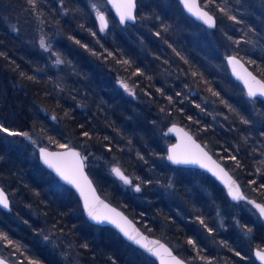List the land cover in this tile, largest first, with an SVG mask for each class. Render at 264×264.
Wrapping results in <instances>:
<instances>
[{
	"label": "trees",
	"instance_id": "1",
	"mask_svg": "<svg viewBox=\"0 0 264 264\" xmlns=\"http://www.w3.org/2000/svg\"><path fill=\"white\" fill-rule=\"evenodd\" d=\"M237 1L200 0L214 28L178 0H139L136 22L125 25L107 5L101 31L88 0H0V129H8L0 130V184L11 200L9 211L0 208L3 257L157 264L112 227L91 223L74 190L41 164L40 146L66 145L80 149L105 198L191 264H252L264 222L206 172L168 163L162 132L184 124L264 202V99L249 97L226 63L237 54L264 79V40L252 34L260 27L252 6L244 15ZM116 165L131 183L111 175Z\"/></svg>",
	"mask_w": 264,
	"mask_h": 264
},
{
	"label": "water",
	"instance_id": "2",
	"mask_svg": "<svg viewBox=\"0 0 264 264\" xmlns=\"http://www.w3.org/2000/svg\"><path fill=\"white\" fill-rule=\"evenodd\" d=\"M105 1L121 25H125L126 23L136 22L137 20L136 12H137L139 0H134L135 8L133 9V15L135 16V19L126 20L124 23L120 22V13L116 7L117 4L121 3V0H105ZM178 1L180 5L182 6L183 10L185 11V13L189 15L190 17H192L195 21L209 28L216 27L217 25L216 15L212 13L209 9L204 7L201 4L200 0H195V4L199 6L200 11L207 12L208 15L212 16L214 20L213 26H209L207 23L204 22L203 19L198 18V16L194 14L195 9L190 12L188 8L185 7L182 0H178ZM190 2H192V0H190ZM99 14H102L105 20L107 21V27H105L104 29H108L109 20H108L107 14L105 13V11H99ZM232 57H235L239 61V65L234 66L232 63L229 62L230 58ZM226 63H227L229 72L231 74V77L243 86L247 94H248V85L245 83V80L241 78V77H246V72L251 73L252 76L256 78V80L264 82V79L260 77L258 74H256L246 64V62L237 54L232 53V54L227 55ZM250 83L252 82L250 81ZM253 87H257V86L253 84ZM255 97L264 99V96H260L259 94H257V96ZM164 135L171 136L174 139L167 146L166 160L168 161V163H170L173 166L192 167V168H198V169L205 171L210 176H212L214 179H216L223 187H225L230 200L234 202L244 201V202L249 203L255 209L256 213L259 215V217L264 222V215H261L259 209L255 206L256 204L264 205V202L257 200L254 197L248 196L243 190L240 182L228 170L226 165L222 163L208 149V147L200 139L196 137V135L190 129H188L182 123L172 122L167 125L166 129L164 130ZM188 137H191V140H189ZM196 145H199V149H197ZM41 149H45L48 153L57 154V157H59V159H57L56 162L69 175H71L73 168L76 166L78 162L82 164L83 175L82 177L77 176V180H78V183L80 184V187L78 188L77 185L74 183H69L68 180H65L54 168L49 167V165L44 162V158L42 157L41 151H40ZM70 151H75L79 153V158H74L70 155H67V153H69ZM203 153H207V156L205 157ZM173 154H175L178 158L196 159L198 162L196 163H174L172 160L168 159L169 155H173ZM38 156H39V161L45 168L50 170L59 179L60 182H62L63 184L69 186L71 189L74 190V192L76 193V195L78 196L81 202V206H82V209L84 211L86 218L91 223L96 224V225H101V226L112 227L121 235V237L125 241L131 243L132 245H134L135 247L139 248L140 250L145 252L147 255L152 257L157 264H175V260L181 261V264H191L189 261L181 257L168 242H166L164 239L158 236L145 232L130 215H128L123 209H121L120 207H118L117 205L109 201L107 198H105L100 193L97 185L95 184L93 178L88 172L87 163L85 161V158L82 152L80 151L78 147L67 146L63 148H50L48 146H40L38 148ZM117 167L131 181V177L128 174H126L121 167L116 165L113 168H117ZM221 169L223 171H221ZM229 178H231V180H229ZM232 181L235 182L233 189L235 190L236 188H238L239 194L242 197H244L243 199H233V196L229 192V185ZM81 190H83V195L81 194ZM0 191H2L8 199V207L5 208L2 205H0V208H2L5 211H9L11 209V200H10V197L7 191L4 189V187L1 184H0ZM86 197H87L88 203L90 204V206H92L96 214L100 215L101 217L107 216L109 219H105L102 222H98L97 220L92 219L88 215V210L85 208V198ZM250 201H252L253 203H250ZM117 213H119L120 215L117 216L116 215ZM111 220H115L116 223H112ZM117 224H119L121 227L129 231L131 234L136 235L137 239L140 240V243L137 244L134 241L129 240L128 237L124 235V232L121 231V227H118ZM149 249H151L152 251H149ZM165 249H167L168 251L166 252ZM258 251L264 252V249L260 247H254L253 256L256 259V261H258L260 264H264V261L259 259V257L256 255ZM169 253L171 255H169ZM173 257L175 258V260L173 259ZM0 264H13V263L0 254ZM215 264H229V263L219 262Z\"/></svg>",
	"mask_w": 264,
	"mask_h": 264
},
{
	"label": "snow or ice",
	"instance_id": "3",
	"mask_svg": "<svg viewBox=\"0 0 264 264\" xmlns=\"http://www.w3.org/2000/svg\"><path fill=\"white\" fill-rule=\"evenodd\" d=\"M182 2L184 3L185 7L188 8V10L190 12L195 9L194 14H196L198 16V18L203 19L204 22L207 23L209 26L214 25V20H213L212 16L208 15L207 12L200 11L199 6L197 4H195V0H192V2H190V0H182ZM29 3H34V0H29ZM116 7L120 13V22L121 23H124L126 20H134L135 19V16L133 15V9L135 8L134 0H121V3L117 4ZM98 18H99L100 24H101L100 30L103 31L104 28L107 27V21L105 20L104 16L102 14H99V13H98ZM230 18L235 19V17H230ZM76 42L79 43V41H76ZM41 47H46L43 40H41ZM109 55H111V53H109ZM229 62L232 63L234 66L239 65V61L235 57L230 58ZM57 63L58 64L63 63V61L60 59H57ZM125 63H127V62H125ZM234 70H235V68H234ZM245 72H246V70H245ZM241 78L244 79L245 83L248 85V96L249 97H255V96H257V94H259L260 96H264V82L256 80V78L254 76H252L251 73H248V72H246V77H241ZM29 79H31V77H29ZM250 81L252 83H250ZM253 84H255L257 87H253ZM124 87L127 88V85H124ZM169 99H171V98H169ZM53 119H55V117H53ZM245 123H247V121H245ZM0 130L8 132V129H6V128L0 129ZM9 135H20V133H9ZM23 135L27 136L28 134L23 133ZM84 135L87 136L88 133L85 132ZM188 139L191 140V137H188ZM60 147L63 148V147H66V145H60ZM196 147H197V149H199V145H196ZM40 151H41L42 157L44 158V162L46 164H48L49 167L54 168L65 180H68L69 183H74L77 185L78 188L80 187V184L78 183V180H77V176L82 177V175H83L82 164H80L78 162L76 164V166L73 168L71 175H69L56 162V160L59 159V157H57V154L48 153L45 149H41ZM67 155H70L74 158H79V153H77L75 151H70L69 153H67ZM203 155L206 157L207 153H203ZM231 158L235 159V157H231ZM168 159L172 160L174 163H196V162H198L196 159L178 158L175 154L169 155ZM202 166H204V165H202ZM112 171L115 173V175H117L125 183H131V181L121 172V170L118 167L113 168ZM221 171H223V170L221 169ZM229 180H231V178H229ZM234 184H235V182L232 181L229 185L230 194L233 196V199H243L244 197H242L239 194L238 188H236L235 190L233 189ZM261 187H264V185H261ZM135 190L139 192L140 187L137 186ZM81 194L83 195V190H81ZM250 203H253V202L250 201ZM0 205H2L5 208L8 207V199L2 191H0ZM255 206L259 209L261 215H264V205L256 204ZM85 208L88 210V215L92 219L97 220L98 222H102L105 219H109L107 216L101 217L100 215L96 214L94 209L92 208V206H90V204L88 203L87 197L85 198ZM116 215L119 216L120 214L117 213ZM111 222L116 223L115 220H111ZM201 223H203V221H201ZM117 226L121 227L119 224H117ZM121 231L124 232V235L127 236L129 240H132L137 244L140 243V240L137 239L136 235L131 234L129 231H127L123 227H121ZM209 231H211V229H209ZM249 231H251V230L249 229ZM4 239H7V237L5 236ZM9 243H11V241H9ZM188 243L194 245L195 242L192 240H189ZM149 251H152V250L149 249ZM165 251L167 252L168 250L165 249ZM236 254L239 255L238 252ZM169 255H171V254L169 253ZM256 255L259 257V259L264 261V252L258 251L256 253ZM173 259L175 260L174 257H173ZM175 264H181V261L175 260Z\"/></svg>",
	"mask_w": 264,
	"mask_h": 264
},
{
	"label": "rangeland",
	"instance_id": "4",
	"mask_svg": "<svg viewBox=\"0 0 264 264\" xmlns=\"http://www.w3.org/2000/svg\"><path fill=\"white\" fill-rule=\"evenodd\" d=\"M88 3L91 6V8L93 9L94 15L97 18L98 23L100 24V20L98 18V13H99V11H105L106 14H107V10H106L107 3H106V1L105 0H88ZM237 3L239 5V7L244 11L243 12L244 15H245L246 12H248L247 9L244 10L245 6H252V8H253V10L251 9L253 11V14L252 15L256 17L255 18V20L257 21L256 23L260 26L258 28V31H254L252 34H254L255 36H257L259 39H263L264 40V8H263L264 6H263L261 0H238ZM242 6H244V8ZM100 27H101V24H100ZM193 94H195V92H193ZM250 102H252V104L255 103L254 100H252ZM165 129H166V127H165ZM164 130L162 131L163 132V135H164ZM7 136H9V134ZM13 137H15L18 142H22L20 135H13ZM26 139H27V141L29 143H32L33 141H35V137H31V136H27ZM173 140H174L173 138L169 137V142L166 145V151H167L168 144L171 143ZM42 146H44V145H42ZM113 167L114 166H111L110 167V173H111V175L113 177H115L117 180H119L121 183H124L125 184V182L123 180H121L117 175H115V173L112 171V168ZM244 208L251 215H253L255 213V209L249 203H247V202H244ZM199 264H202V263H199ZM252 264H260V263L258 261H256L255 258H253Z\"/></svg>",
	"mask_w": 264,
	"mask_h": 264
},
{
	"label": "bare ground",
	"instance_id": "5",
	"mask_svg": "<svg viewBox=\"0 0 264 264\" xmlns=\"http://www.w3.org/2000/svg\"><path fill=\"white\" fill-rule=\"evenodd\" d=\"M220 160V159H219ZM222 162V161H221ZM223 163V162H222ZM227 167V166H226ZM192 168V167H191ZM228 168V167H227ZM198 169V168H197ZM201 170V169H200ZM228 170L234 175V173L228 168ZM203 171V170H202ZM205 172V171H204ZM208 174V173H207ZM235 176V175H234ZM212 177V176H211ZM213 178V177H212ZM235 178L238 180V178L235 176ZM216 180V179H215ZM217 181V180H216ZM239 181V180H238ZM218 182V181H217ZM240 182V181H239ZM219 183V182H218ZM220 184V183H219ZM241 184V183H240ZM221 185V184H220ZM222 186V185H221ZM241 186H242V184H241ZM223 187V186H222ZM224 188V190H225V192H226V194H227V190L225 189V187H223ZM242 188H243V186H242ZM244 190V189H243ZM246 193V192H245ZM227 197H228V194H227ZM229 198V197H228ZM230 199V198H229ZM232 201V200H231ZM234 202V201H233ZM240 202H244V201H240ZM129 243V242H128ZM131 244V243H130ZM134 246V245H133ZM155 261V260H154ZM217 263H219V262H217ZM225 263H227V262H225Z\"/></svg>",
	"mask_w": 264,
	"mask_h": 264
},
{
	"label": "flooded vegetation",
	"instance_id": "6",
	"mask_svg": "<svg viewBox=\"0 0 264 264\" xmlns=\"http://www.w3.org/2000/svg\"><path fill=\"white\" fill-rule=\"evenodd\" d=\"M261 2L264 4V0H261ZM248 95V94H247ZM171 138H173V137H171ZM262 220V219H261ZM261 248V247H260ZM254 249V248H253Z\"/></svg>",
	"mask_w": 264,
	"mask_h": 264
}]
</instances>
